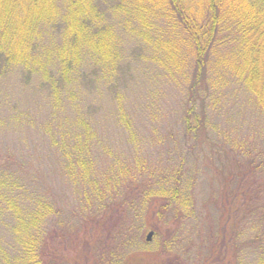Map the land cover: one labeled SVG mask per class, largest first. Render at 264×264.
I'll use <instances>...</instances> for the list:
<instances>
[{"label": "trees", "instance_id": "1", "mask_svg": "<svg viewBox=\"0 0 264 264\" xmlns=\"http://www.w3.org/2000/svg\"><path fill=\"white\" fill-rule=\"evenodd\" d=\"M205 2L199 11L185 0H2L0 225L29 229L9 247V264H54L47 254L65 238H45L58 234L70 189L80 205L70 240L78 247L95 228L91 248L107 259L90 250L96 263L129 264L114 255L133 239L128 223L152 208L158 221L176 222L157 234L172 251L183 219L205 209L196 208L205 174L222 189L198 258L264 264V0ZM151 31L168 50L148 47ZM158 82L175 87L172 98L150 93ZM238 91L249 111L226 102ZM227 106L234 114L223 123ZM236 116L249 120L251 137Z\"/></svg>", "mask_w": 264, "mask_h": 264}, {"label": "rangeland", "instance_id": "2", "mask_svg": "<svg viewBox=\"0 0 264 264\" xmlns=\"http://www.w3.org/2000/svg\"><path fill=\"white\" fill-rule=\"evenodd\" d=\"M1 2L2 0H0V3ZM151 2L153 3V1ZM205 3H206L205 0H185L186 8L190 6L189 8L198 9L199 11L203 8V5H205ZM199 6L202 7L198 8ZM62 8L64 9L63 6ZM148 17L149 15L146 17L144 21L146 22V24L151 21V19L147 20ZM155 33L156 32H152V31L148 33L147 38L150 39V41L148 39L149 41L148 47L149 48L151 47V49H157L155 52L157 54H160L163 51L168 50L169 48L168 45L170 42L166 38L164 40L160 38V41L158 42V40H156ZM122 44H124L126 55L130 56V52L134 48L132 42L130 44L129 41L126 40L125 42H122ZM152 86L153 85H150L149 87L150 93L151 91L154 94L157 93L155 94L157 96L163 94L165 96L164 100L166 101L168 99V95H167L168 92H170L171 98L173 97L172 91L175 89V87H171V85L168 87L167 85L161 82L155 84L154 87ZM143 89L145 90V88ZM229 96L230 97H228V99L226 97L227 99L226 102H231L234 103L235 105L242 104L244 106L242 107L243 109L241 110H248L245 107V104L246 105L251 104L248 94H246L243 91H238L237 92V96H239L238 99L232 98L231 94ZM164 105H166V102L164 103ZM232 108L233 106H227L224 110L225 115L224 114L218 115L217 119L225 123L227 118L232 117L234 114V111L231 110ZM235 119L240 121H245V125L243 126L244 129L240 131V134L243 133L248 134L249 129H252L250 126H248L249 120L245 118L239 119L237 118V116L235 117ZM250 134L251 132L249 131L248 135L251 137L252 135ZM128 150H125L126 153ZM49 169H53V167H50ZM52 171L53 170H51V172ZM209 179H211V176L205 174L202 178L203 180V182H201L202 184H200L199 189H197L199 191V195H201L203 198L201 199L199 204L196 205V208H199V206H201V208H204L203 205L205 204V209L203 213L199 212L198 209V212L197 213L195 212L196 213L195 217L183 219L184 220L182 224L184 225L183 230H181V232L176 233L175 238L177 240L176 241L177 244L175 245V248L172 251L169 252L162 251L160 247L161 239L160 236H158L157 234L159 233V235L161 236L167 235L170 231L176 229V224H175L176 222H174V220H169L168 222L158 221L156 218H154V211H153L154 209L152 208L148 210V212L143 218H136L128 223L131 230L135 233L133 234V239L125 244L124 243L120 244L119 245L120 248L123 247L124 251H119L118 253L119 256L114 255L113 259L120 261L122 259L123 261L125 259L127 260L130 257L129 264H203L201 260L198 258L201 255V253H199L200 249L198 242L199 239L202 240V236H204L209 230H211L210 227L215 228L217 226V216L219 213L215 208L213 202H215V200L217 199V195H219V192H221L222 189V188L220 189L218 185L215 186L210 184ZM59 182H61V184H63V186L66 187V189H68L67 182L60 180ZM69 191H70V195L68 193V197L65 200L59 199L60 205L62 207L61 210L62 213L60 214V219L58 220V223H56V225L54 226L57 228L58 234L56 233V235L54 236L48 233V236H46L45 238L47 239V242H49V239L51 237L56 238V241H57V237H61L58 240L65 238L64 241L65 244L61 242L59 245V247H61L60 249L56 248L58 246L57 243L53 244V246L55 247H52V251H49L47 255L49 254L52 255V258H54L53 259L54 264H98V263L101 264L100 263L101 260L107 261V259L103 258L105 256L101 254L102 253L101 251H97L91 248L95 245L96 242H99L97 240L98 233L95 228L93 229L89 225L88 230L86 231V233L83 234L85 236H82L83 238H85L86 241L84 243H86L88 248L85 247L84 243L78 247H75V241L70 240V239H74L73 237L75 236L74 233H72V231L76 232L77 230L80 229L77 224L78 218L76 216V214H79L80 212L75 213L76 210L74 209L75 207L77 208L80 207V205L78 202L79 201L78 192L75 189H70ZM209 195H211V197H209ZM182 205L185 206L184 203H182ZM140 219H144V220H140ZM45 224H46L45 227L47 226L49 227V229H51L49 226V222L48 224L47 223ZM153 226H156L157 228L156 230L158 231L156 230L154 231ZM12 229L22 230V234L18 235L16 233L13 235L11 231V225H9V227H4L0 225V248H4L7 251V253H3L4 255H6V257L5 256L0 257V264H9L12 260H14L17 254L15 253V250H11L9 247L11 245H15V243L17 245L22 246L24 241L29 237V229L27 230L26 225L20 227V224L17 222V224L12 225ZM150 232L152 233V237L150 240H148V234ZM78 233H80V230ZM139 235L140 237H142L143 240L151 241L150 244H148L147 246L146 245L144 246L143 243L140 244ZM108 242L109 241H106V244ZM90 250L97 252L96 254L98 255V258L101 259L99 260V262L96 263L97 256L96 257L92 256L91 252H89ZM256 258H258V256H256ZM262 258L263 259H261V262H264V256ZM47 260H50L49 256ZM250 262L251 264H259L257 260H252ZM104 263L107 264L106 262ZM15 264H25V263L23 262V260H17L15 261Z\"/></svg>", "mask_w": 264, "mask_h": 264}, {"label": "water", "instance_id": "3", "mask_svg": "<svg viewBox=\"0 0 264 264\" xmlns=\"http://www.w3.org/2000/svg\"><path fill=\"white\" fill-rule=\"evenodd\" d=\"M151 237H152V233L150 232V233L148 234V240H150Z\"/></svg>", "mask_w": 264, "mask_h": 264}]
</instances>
